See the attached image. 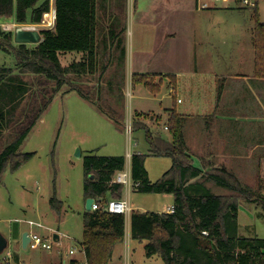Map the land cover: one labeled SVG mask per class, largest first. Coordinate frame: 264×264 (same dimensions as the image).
Returning <instances> with one entry per match:
<instances>
[{
	"label": "trees",
	"instance_id": "obj_1",
	"mask_svg": "<svg viewBox=\"0 0 264 264\" xmlns=\"http://www.w3.org/2000/svg\"><path fill=\"white\" fill-rule=\"evenodd\" d=\"M107 6L117 11H107ZM53 7V26L39 30L38 43H16L12 31L0 28V51L14 56L13 66L0 64V176L8 164L14 171L34 155L18 151V145L63 86L64 92H76L118 129L124 128L126 0H53ZM48 11L49 0H0V18L14 15L16 23H40ZM101 17L110 23L100 24ZM254 19L255 75L264 77V23L256 12ZM65 53L80 57L64 64L60 55ZM131 83H142L152 93L158 89L151 84L152 75L132 73ZM135 116L132 127L145 129L148 155L168 157L171 165L151 181L145 154L135 152L131 179L138 192L171 193L174 211H131V238L144 240L146 255H157L164 264H264V238L238 235L236 223L240 199L264 210L259 189L240 184L225 168L195 167L186 152L184 117L174 110L166 122L170 141ZM124 165L123 155L89 151L83 158L84 201L91 197L102 205L107 195L120 198L123 186L113 176ZM208 182L226 192L213 193ZM49 204L60 214L55 192ZM124 221L123 214L101 207L84 210L81 247L86 264H108L114 247L123 241Z\"/></svg>",
	"mask_w": 264,
	"mask_h": 264
},
{
	"label": "rangeland",
	"instance_id": "obj_2",
	"mask_svg": "<svg viewBox=\"0 0 264 264\" xmlns=\"http://www.w3.org/2000/svg\"><path fill=\"white\" fill-rule=\"evenodd\" d=\"M164 1L129 0L124 32L128 64L123 83L125 124L122 130L76 92H64L63 86L18 145V151L34 152V155L14 171L10 170L8 164L0 176V235L7 240L6 247L0 251V264H40L47 261L33 260L56 251L68 260L73 256L69 249L75 251V256L81 262L85 261L79 241L85 210L83 158L89 151L101 156L123 155L126 159L127 152L145 154L144 166L152 181L170 167V158L147 154L145 129H133L131 121L137 113L144 116L137 118V122L147 125L150 114L154 113L157 116L151 129L166 137L167 132L163 130L165 108L171 106L172 102L165 75L161 76L163 80L158 93H152L142 83L132 85L130 72L135 70L133 58L149 61L150 67H161V72L173 70L180 84L184 81V20L192 17L188 14L184 16V11L193 7L195 0H167L166 8L162 6ZM112 8L117 11L115 6L109 9ZM255 8L259 21L264 22V0H257ZM253 13L254 7L238 8L222 0L217 9L193 10L190 15H200L218 22L223 31L220 36H215L219 40L213 38V41L215 45L219 44L220 65L230 69L234 65L233 60L240 55L234 45L243 40L244 54L248 51V38L250 40L254 24ZM53 21V0H49V11L42 15L40 23H16L14 15H11L0 18V28L12 32L16 26L40 30L52 27ZM214 49L217 48L214 46ZM79 57V53L60 55L64 64ZM0 64L13 66L14 56L0 51ZM220 84L218 86L221 87ZM128 125L131 126L130 133L126 131ZM76 149L80 151L79 156L75 155ZM54 192L61 202L60 214L49 204ZM126 197L132 208L139 211L165 212L173 200L171 194L133 191L132 185L128 193L123 187L120 198ZM239 201L242 203L238 204V235L248 237L256 234L258 238H264V220L256 216L255 206L247 205L241 199ZM257 209L260 211L259 207ZM24 231L47 239L52 247L23 248L21 237ZM53 233L60 234L59 243L52 239ZM125 238L115 248L114 261L120 260L121 264H164L157 255L152 258L144 256L145 241L139 242L128 235L127 248Z\"/></svg>",
	"mask_w": 264,
	"mask_h": 264
},
{
	"label": "crops",
	"instance_id": "obj_3",
	"mask_svg": "<svg viewBox=\"0 0 264 264\" xmlns=\"http://www.w3.org/2000/svg\"><path fill=\"white\" fill-rule=\"evenodd\" d=\"M166 1L167 0L162 4L165 8L168 3V1ZM256 5L254 6V12L256 10ZM106 8L108 11L110 7L107 6ZM128 9L129 0H126V17ZM222 9L232 8L223 7ZM193 10H198L195 3H193V7L189 10L184 11V16L188 14L187 16L192 17H187V19L184 20L185 53L183 83L180 84L178 75H176L173 70L161 72V67H156V65L150 67L149 61L143 59L134 60L133 58L132 62L135 70H132L130 73L131 75L132 73L152 75L151 84L158 88L157 92L154 93L160 91L159 84L162 83L163 80L161 76H167V84L172 102L171 106L165 108L166 116L163 130L167 132V136L164 138L167 141L171 139L166 122L171 111L174 110L177 114L184 117L183 132L186 152L191 156L192 164L195 167L201 168L203 171L225 168L236 177L240 184L259 189L260 193L264 195V77L255 75L254 24L250 33V40L248 38L247 53L244 54L245 46L243 40L236 43L234 49H238L240 55L233 60V67L228 69L220 65L219 44L215 45V41H213V38L217 39L215 36H220L221 30L223 31V29L220 28L218 22L214 21L212 18L190 15ZM99 21L101 22L100 24L106 26L111 20L108 17H101ZM122 23L126 25V18L124 21L122 20ZM231 32H233V30ZM218 40L219 39L216 41ZM214 46L217 48L216 50ZM125 48L126 73L128 64L126 40ZM218 83H221L222 86H218ZM145 87L147 88V86ZM136 114H134L133 117ZM156 116L157 115L154 113L150 114L147 126L151 127ZM135 117L139 118L144 116L139 115ZM128 166L130 168V161ZM207 186L215 194H224L226 192L222 187L216 186L211 182H208ZM135 187V185L132 186L133 191L138 192ZM251 204L255 206L257 211L256 216L264 220V210L252 202L247 203V205ZM258 207L260 211H258ZM131 211L139 210H135L131 206L129 213L123 214L125 216L124 237H126L125 243L127 248H129L128 235H130ZM165 212H167V208ZM59 236L60 234H58V238ZM254 236H256V234L248 237ZM81 240L79 241L80 245ZM139 242L142 241L139 240ZM145 243H143L144 256L146 258L156 257L154 255H146ZM118 246L119 244L114 247L108 264H121L120 260L114 261L113 259L115 248ZM70 250L71 249H69V251ZM70 254L73 256L66 260L62 258V256H59L56 251V253H48L44 258L33 261H47L40 264H69L71 261H75L76 264H86L83 250L82 255L85 260L83 262L75 256V251Z\"/></svg>",
	"mask_w": 264,
	"mask_h": 264
},
{
	"label": "built area",
	"instance_id": "obj_4",
	"mask_svg": "<svg viewBox=\"0 0 264 264\" xmlns=\"http://www.w3.org/2000/svg\"><path fill=\"white\" fill-rule=\"evenodd\" d=\"M222 2V0H195V6L198 10H211V9H217V5ZM227 2L232 3L236 7H254L256 5V0H227ZM55 17V11L53 10V20ZM54 22V21H53ZM126 131L128 133L131 132V126H126ZM127 159L125 158V165L124 168L120 171H117L113 176V181L116 183L122 184L123 187L127 189V192L129 191V187L132 185H137V183L133 182L130 176V168L128 166L131 154L127 152ZM103 208V210L112 212V213H121V214H127L131 210V206L129 204L128 198H111L105 201L102 205H100L97 201L92 202L91 204V210H95L98 208ZM174 208L173 205L170 207H167V212H173ZM29 241L27 243V246L30 248H36L38 246H41L45 249H50L52 246L50 243L47 242V239H42L38 234L36 233H28ZM53 239V236H52ZM56 241L59 243V238L56 239ZM74 250L71 249L69 253H73Z\"/></svg>",
	"mask_w": 264,
	"mask_h": 264
},
{
	"label": "water",
	"instance_id": "obj_5",
	"mask_svg": "<svg viewBox=\"0 0 264 264\" xmlns=\"http://www.w3.org/2000/svg\"><path fill=\"white\" fill-rule=\"evenodd\" d=\"M13 40L16 43L35 44L41 41V35L39 30L33 28H25L22 26H16L13 31ZM75 155L76 156L80 155V151L78 149H76ZM93 200L94 199L91 197L85 199V209L87 211L91 210V204ZM57 238H58V234L53 233V240L56 241ZM28 241H29L28 232L24 231L21 237V243L23 248L27 247ZM6 245H7V240L0 235V251L3 250L6 247Z\"/></svg>",
	"mask_w": 264,
	"mask_h": 264
}]
</instances>
